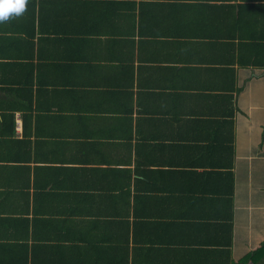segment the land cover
I'll return each instance as SVG.
<instances>
[{
	"label": "crops",
	"instance_id": "crops-1",
	"mask_svg": "<svg viewBox=\"0 0 264 264\" xmlns=\"http://www.w3.org/2000/svg\"><path fill=\"white\" fill-rule=\"evenodd\" d=\"M9 238L0 264L250 263L264 0H27L0 22Z\"/></svg>",
	"mask_w": 264,
	"mask_h": 264
},
{
	"label": "clouds",
	"instance_id": "clouds-1",
	"mask_svg": "<svg viewBox=\"0 0 264 264\" xmlns=\"http://www.w3.org/2000/svg\"><path fill=\"white\" fill-rule=\"evenodd\" d=\"M26 3L27 0H0V22L8 20L10 16L21 15Z\"/></svg>",
	"mask_w": 264,
	"mask_h": 264
},
{
	"label": "trees",
	"instance_id": "trees-1",
	"mask_svg": "<svg viewBox=\"0 0 264 264\" xmlns=\"http://www.w3.org/2000/svg\"><path fill=\"white\" fill-rule=\"evenodd\" d=\"M200 226H201L203 231L208 230V225L207 224H205V225L201 224ZM227 226L229 227V225H227ZM221 227L223 228V226H221ZM230 228H231V226H230ZM1 243L2 244H0V251L3 250L2 252H5V250L9 251L11 246L13 247V245H12L13 242L10 241V238H9V241L4 240ZM223 251L228 253V249L222 250L221 252L223 253ZM259 252H262V253H259ZM257 253H259V254H257ZM257 253H256L255 257H254V255L252 257H250V256L248 257L247 256L245 262L250 261V263H248V264H264V243L261 245V247L257 251Z\"/></svg>",
	"mask_w": 264,
	"mask_h": 264
}]
</instances>
